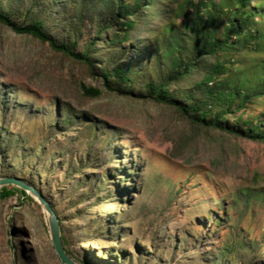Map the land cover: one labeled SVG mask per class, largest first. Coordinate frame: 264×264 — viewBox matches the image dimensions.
Masks as SVG:
<instances>
[{
  "label": "rangeland",
  "instance_id": "374dc122",
  "mask_svg": "<svg viewBox=\"0 0 264 264\" xmlns=\"http://www.w3.org/2000/svg\"><path fill=\"white\" fill-rule=\"evenodd\" d=\"M145 12L127 51L141 60L139 38L164 22L154 7ZM50 14L52 32L66 37ZM252 57L264 50L247 52L246 65ZM61 103L77 114L71 124L60 121ZM0 176L44 194L80 264H264V142L110 91L84 63L1 22ZM0 264H63L28 193L0 197Z\"/></svg>",
  "mask_w": 264,
  "mask_h": 264
},
{
  "label": "trees",
  "instance_id": "16d2710c",
  "mask_svg": "<svg viewBox=\"0 0 264 264\" xmlns=\"http://www.w3.org/2000/svg\"><path fill=\"white\" fill-rule=\"evenodd\" d=\"M149 6L164 22L139 38L146 53L141 60L127 51ZM51 12L66 37L52 32ZM0 22L84 63L110 91L154 100L201 127L264 142V107L252 113L264 101V58L244 60L247 52L264 50V0H7ZM95 55L103 59L100 66ZM80 86L88 96L101 93ZM60 105L68 111L60 121L71 124L77 114ZM16 192L26 195L12 184L0 187L1 198Z\"/></svg>",
  "mask_w": 264,
  "mask_h": 264
},
{
  "label": "water",
  "instance_id": "95a60500",
  "mask_svg": "<svg viewBox=\"0 0 264 264\" xmlns=\"http://www.w3.org/2000/svg\"><path fill=\"white\" fill-rule=\"evenodd\" d=\"M12 184L25 190L26 193L34 197L42 208L47 213V220L49 226V234L56 254L63 264H80L73 260L66 252L63 241L61 239L60 222L55 210L50 201L32 184L15 176H0V187Z\"/></svg>",
  "mask_w": 264,
  "mask_h": 264
}]
</instances>
